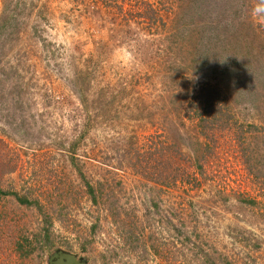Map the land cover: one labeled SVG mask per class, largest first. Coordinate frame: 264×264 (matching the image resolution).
Listing matches in <instances>:
<instances>
[{
	"label": "rangeland",
	"instance_id": "374dc122",
	"mask_svg": "<svg viewBox=\"0 0 264 264\" xmlns=\"http://www.w3.org/2000/svg\"><path fill=\"white\" fill-rule=\"evenodd\" d=\"M59 251L264 264V0H0V264Z\"/></svg>",
	"mask_w": 264,
	"mask_h": 264
},
{
	"label": "water",
	"instance_id": "95a60500",
	"mask_svg": "<svg viewBox=\"0 0 264 264\" xmlns=\"http://www.w3.org/2000/svg\"><path fill=\"white\" fill-rule=\"evenodd\" d=\"M50 264H85V262L78 260L72 253H62L57 259L51 258Z\"/></svg>",
	"mask_w": 264,
	"mask_h": 264
},
{
	"label": "trees",
	"instance_id": "16d2710c",
	"mask_svg": "<svg viewBox=\"0 0 264 264\" xmlns=\"http://www.w3.org/2000/svg\"><path fill=\"white\" fill-rule=\"evenodd\" d=\"M209 99H210V96L208 95V98L206 97L205 100H204L205 105H209V101H210ZM214 113H216V112H212L211 111V115H213L212 121H214V119H215ZM85 183H86L88 192L90 193V196L92 197V199H94L95 198V196H94V188L88 182H85ZM20 201H25V200L20 199Z\"/></svg>",
	"mask_w": 264,
	"mask_h": 264
},
{
	"label": "flooded vegetation",
	"instance_id": "af4514ba",
	"mask_svg": "<svg viewBox=\"0 0 264 264\" xmlns=\"http://www.w3.org/2000/svg\"><path fill=\"white\" fill-rule=\"evenodd\" d=\"M62 253H67V252L59 251V252H57V253L55 254V256L53 257V259H54V258L57 259L58 256H59L60 254H62ZM49 264H50V263H49Z\"/></svg>",
	"mask_w": 264,
	"mask_h": 264
}]
</instances>
